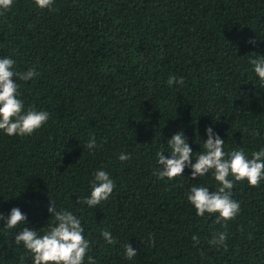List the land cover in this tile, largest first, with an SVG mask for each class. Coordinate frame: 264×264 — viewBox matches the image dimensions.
Listing matches in <instances>:
<instances>
[{
  "label": "trees",
  "instance_id": "obj_1",
  "mask_svg": "<svg viewBox=\"0 0 264 264\" xmlns=\"http://www.w3.org/2000/svg\"><path fill=\"white\" fill-rule=\"evenodd\" d=\"M259 55L264 0H54L50 9L14 0L0 10V58L38 73L17 80L19 98L50 113L32 135L0 130V213L18 207L28 218L14 229L0 221V264H33L14 238L25 226L48 229L51 200L81 219L96 264H264V179L236 182L240 211L217 223L218 213L201 217L187 199L194 184L217 190L213 173L159 179L156 156L170 157L167 141L183 131L195 163L208 127L225 152L243 147L251 158L264 148V82L249 62ZM170 76L184 84L170 87ZM98 169L113 193L97 208L78 204ZM220 232L225 244H210Z\"/></svg>",
  "mask_w": 264,
  "mask_h": 264
},
{
  "label": "clouds",
  "instance_id": "obj_2",
  "mask_svg": "<svg viewBox=\"0 0 264 264\" xmlns=\"http://www.w3.org/2000/svg\"><path fill=\"white\" fill-rule=\"evenodd\" d=\"M14 0H0V10L7 11L13 5ZM54 0H35V4L41 8H51ZM249 43L255 44V40ZM249 62L254 66V72L264 82V55L251 58ZM16 61L9 57L0 58V130L8 136L32 135L47 123L50 113L35 108L25 109L20 85L17 80L25 82L32 80L38 75L34 68L25 72L17 71ZM168 85H183L182 77L170 76ZM207 140L203 143V150L199 152L193 163V148L187 143L183 131L175 133L167 141L171 151L170 157L164 155L165 150L161 149L156 153L159 179H175L184 174L186 168L191 169L193 180L203 177L209 172L214 175L218 182L215 191L203 185H193L187 193L188 201L194 206L197 214L203 217L208 214H219L217 223L221 220L229 221L234 219L239 211L240 204L232 199V189L236 182L247 180L250 186H259L264 179V148L251 153V158L243 147H237L230 152L224 151L225 140L212 127L206 129ZM86 147L92 150L97 147L95 136L86 142ZM119 160L130 159L129 155L121 153ZM91 181L90 195L83 200L78 199L77 203L87 205L89 208H97L102 202L107 201L115 188V182L109 172L98 169L93 174ZM231 177V178H230ZM51 213L52 223L41 235L34 228L25 226L15 235L17 245L23 243L24 247L33 256V264H84L85 257L90 249V241L85 238L81 219L71 210L61 209L57 211L54 201L51 200L48 207ZM0 221H5L6 228L14 229L19 224H28V218L20 208L14 207L8 216L0 213ZM102 237L107 244H114L115 240L110 231H103ZM227 233H216L211 241L212 245H224ZM197 244L199 239L192 238ZM153 246L155 240H152ZM126 258L132 260L137 256L138 250L133 248L130 242L124 245ZM23 264L24 257H20ZM88 264H96L92 256H87Z\"/></svg>",
  "mask_w": 264,
  "mask_h": 264
}]
</instances>
